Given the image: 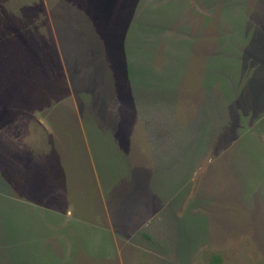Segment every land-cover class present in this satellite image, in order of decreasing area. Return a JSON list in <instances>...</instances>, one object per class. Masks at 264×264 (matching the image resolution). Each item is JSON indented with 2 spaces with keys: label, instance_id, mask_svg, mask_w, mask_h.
Listing matches in <instances>:
<instances>
[{
  "label": "rangeland",
  "instance_id": "rangeland-1",
  "mask_svg": "<svg viewBox=\"0 0 264 264\" xmlns=\"http://www.w3.org/2000/svg\"><path fill=\"white\" fill-rule=\"evenodd\" d=\"M0 264H264V0H0Z\"/></svg>",
  "mask_w": 264,
  "mask_h": 264
},
{
  "label": "crops",
  "instance_id": "crops-1",
  "mask_svg": "<svg viewBox=\"0 0 264 264\" xmlns=\"http://www.w3.org/2000/svg\"><path fill=\"white\" fill-rule=\"evenodd\" d=\"M44 226H50L53 227L51 231L56 233V236L60 238H66V237H72L74 235H82L84 234L87 237H90V234L92 235L94 239L95 232H99L98 239H100L104 245L109 244L110 237L109 234L106 232L101 233L100 230H96L95 226L96 224L91 218H79V217H58L50 220H44ZM82 226L85 227L84 229H79L77 227ZM103 230V229H101ZM68 248V247H67ZM88 251V250H87ZM90 252V251H89ZM91 253V252H90ZM103 255V253H102Z\"/></svg>",
  "mask_w": 264,
  "mask_h": 264
},
{
  "label": "trees",
  "instance_id": "trees-1",
  "mask_svg": "<svg viewBox=\"0 0 264 264\" xmlns=\"http://www.w3.org/2000/svg\"><path fill=\"white\" fill-rule=\"evenodd\" d=\"M101 142H102V144H101V143H98V145H97V147H100V148H101V151H102L101 155H104V154L107 153V155H108V159L115 157V155H112V154H116V152H117L118 150H117V148H116V150H114V148H113V147H115L114 144H112L111 142H106V137H105V135H101ZM94 145H95V144H94ZM108 147H109L112 151H110V150L108 149ZM94 149H96V145H95V148H94ZM104 159H106V158H104ZM104 159H102V160H104ZM110 160H113V159H110ZM110 162H113V161H110ZM99 164H100V171H101L102 174L104 175L105 172L103 173V171H102V166H101V164H103V162L99 160V162H98V166H99ZM110 164H113V163H110ZM107 172H109V170H108ZM104 178H105V176H104ZM106 182L109 183V181H107L106 178H105L104 183H106Z\"/></svg>",
  "mask_w": 264,
  "mask_h": 264
}]
</instances>
